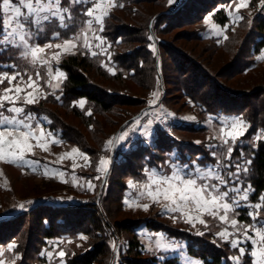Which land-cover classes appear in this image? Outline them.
<instances>
[{
  "label": "rangeland",
  "instance_id": "rangeland-1",
  "mask_svg": "<svg viewBox=\"0 0 264 264\" xmlns=\"http://www.w3.org/2000/svg\"><path fill=\"white\" fill-rule=\"evenodd\" d=\"M178 2L179 0H172V2L168 0L169 7L173 4L177 5ZM114 3L116 5V0H114ZM237 3L238 0H235V2L229 0L226 3H219L213 0L207 3L205 0H198V4H194V11L185 13V15L180 18H172L171 20L161 18L150 19L153 14H164L167 8H169L166 3L164 6L162 2L152 7H150L148 3H145L133 7L134 11L130 13L125 14L123 12H117L111 19V24L120 27L129 25L136 28L135 30L137 31L143 29L140 31L143 32L142 35L138 33V36L142 37L136 36L133 38L135 41L128 45L129 48L140 47L142 41L147 42V38L149 41L148 46L152 51H154L153 47L155 50L157 49V44L165 43L176 53H180L192 59L196 65L206 68L209 72V76H211V80L217 84L222 85L232 92L250 95L253 92H244L249 88V82L244 79L246 75L241 76L237 73L235 67L229 66H233L234 60L232 59L235 55L233 51H237L238 47L241 46H239L241 40L246 38L250 41L260 40L261 36L256 32V29L253 28V24L255 25L253 21L258 19L259 14H264V7L261 6V0H248V5L244 8H240L237 12ZM114 9L115 7H108L109 15L104 19L102 31L100 30V25L95 21L93 22L91 30H89L86 24V20L89 18L83 15L85 19L84 26H82L76 34H80L81 30L87 32V43L90 45L88 48L84 47L85 37L80 35V39L75 42L77 46L71 48L69 51L56 49L55 47L46 49L45 52L41 54L42 59L48 61L46 64L41 62L33 64L30 59L26 60L21 56V63L18 65L14 63L1 64L2 70H0V73L7 72L11 75L14 72H20L24 75L25 80L31 76L33 80H36L40 85L39 89L34 92V95L37 96L36 103L25 104L21 99L17 102L16 106L22 107L25 110L20 118H24V116L30 113L32 119L26 122L31 123L34 130L43 129L45 135L39 143L36 139H30L33 148L31 152L25 153L24 161L18 164L0 161V223L2 222L3 224L5 223L4 221L13 220L20 215L28 214L29 211L36 210L37 208L44 209L49 213L65 209L71 210L72 208H75L74 211L79 210L82 212L83 210H87V208L88 210H93V208L88 205L94 203L95 206H99L101 209V214H99V216L102 217L104 215L103 218L107 219L111 224L113 220L120 221L125 217L129 220H136L137 222H142V220H146L147 222L150 221L152 227H148L146 223L142 222L140 226L136 227V231L145 251L151 255H156L160 260H164L166 257H176L182 264H204L200 259L194 258L188 254L187 239L184 237H177V234L185 232L186 235L194 237L204 236L208 242L212 241L218 245H230L229 242L220 239L217 235V233L223 231L225 227L228 228L230 233H234V235L229 236V241L237 238L241 241L239 246L245 247V256L260 245H252L251 241L245 242L242 231L238 232L236 229L221 222L218 218L214 219L205 214L202 218L206 220L207 227L198 222L195 224V227H193L185 223L183 219H172V216H177L179 214L166 212L159 204H152L148 211H144L141 207H129L124 202L127 199L133 204L136 202L141 204L150 203L149 199H138L139 192L143 190L140 185L147 181L146 169L156 170L163 174H170L172 171L170 165L175 163L181 167L187 165V170L193 173L197 166L205 171L212 169L220 175H225L228 172H237L239 176L238 181L235 177L226 176V179L232 181L228 187L231 188L234 184L235 187L240 189L239 195H243L246 191L248 199L239 200V206L236 207L235 213H229V220L235 218L239 222V225L255 223L253 220L251 223H243L238 219V216L241 214V209L247 210L246 212H248L249 215L250 212L255 211L252 205L257 204L250 200L252 193L250 185L241 180L242 172H247L244 171V169L248 170L250 164L248 161L250 160L247 158V153L244 151L241 154L242 158L239 159V169L236 168L238 164L235 165L233 161L225 162V158L229 159L227 152L229 145L223 144L220 139V129L224 127L225 119L230 121L237 118L241 119L243 123L247 125L244 136L248 131L249 125L239 114L228 116L208 115L206 118L205 115H201V112L187 97L178 95L179 88L190 86L189 78L195 75V71L189 64L185 65V68H183L184 70H177L178 72L170 73L169 78H171L172 86H169L168 89L171 98L168 99L167 102L161 100L162 90L158 82H156L157 88L148 94H144V90L133 82L126 83L125 87L129 89L128 92L134 96L133 98L140 101L143 100L145 105L143 104L139 107V109L142 108V110L138 116L129 119L111 138L105 141L102 152L98 151L99 153L97 152L96 156L86 151L80 144L65 140L61 129L53 130L51 128V120L46 115L33 111L32 107L41 106L40 103L45 101L51 94L54 96L58 95V91L61 90L63 82L66 79V73L60 68V64L68 54L83 50L92 56L98 55L103 58V64L106 68L111 69L112 73L116 72V65L112 60V43L104 35L105 20L113 14ZM219 9H224L229 17L228 23L224 26L218 24L215 19V14ZM81 12H83L82 9ZM209 17H211V20H208ZM238 17H242V19H238ZM70 20L71 19L66 22L69 24ZM177 20L181 21V23H177ZM136 21L140 26L137 25ZM168 22L169 24L172 23L169 28L170 31L166 34H159L158 32L161 28L167 27ZM250 22L253 24L248 28ZM242 23L244 25H241ZM156 26H159L158 29ZM41 34L38 37H40ZM225 36L227 37L226 39L224 38ZM95 37H100L101 39H96ZM51 38H53L51 41L44 44L36 42L35 40L34 42L38 43L40 46H44L48 43L53 45L63 43V40H65L60 35L57 36L56 33L53 34ZM30 43H32V41H30ZM234 44L235 46H233ZM229 45L233 47L227 51L224 50V48ZM93 52L96 54L93 55ZM231 52H233V56L230 55ZM56 53L60 54L58 59L54 58V54ZM261 55H264V48L255 55L257 61L264 63V60L258 59ZM166 58L167 61L170 59L168 56H166ZM25 64L28 66L29 70L27 74L24 73L26 68ZM169 64L172 70L178 66V63L176 62L175 64V61L168 62V66ZM187 70L189 71V75L183 76V71ZM262 70L264 71V66L252 73L256 76V74ZM58 71L63 72L64 76L58 77ZM37 73L39 74L38 76ZM181 77L183 79H181ZM56 85H59V87H55ZM205 85L203 92L211 95L213 90L212 83L208 82L205 83ZM7 86V81H5L3 85H0V93H2L3 88ZM32 91V88H27L25 92L21 93V96L23 97L26 95V92ZM153 92H158L159 97L155 104L150 105L148 101L154 99L152 96ZM250 101L253 103L257 102L254 99ZM81 102H83V106H81ZM74 105H76L80 111L86 113V115H89V113L92 114L95 111L93 107H89L85 99L75 101ZM139 109L132 108L134 111ZM58 112L62 119L66 120L69 125L74 127L77 126L79 132H82L84 134L83 136L95 147L97 140H93V137L89 135L90 131L88 132L86 130V127L80 119L75 118L72 114H68L63 109H58ZM107 117L110 116H98L97 120L99 122H108L109 118ZM137 120L140 121L139 124L135 123ZM149 121H151V124L148 123ZM180 124L194 126L196 129L204 128V130H195V132H190V130L185 132L174 131L175 126ZM159 128L167 133L171 137V140H179L183 143L186 142L185 145L188 143L197 146L202 145L205 149L212 150V156L216 158V161L208 160L203 162L202 158L204 154L198 151H195L197 155L194 157H192L188 151H184L185 158H180L182 153L178 151L179 148H177V146H174L171 152H166L165 157H162L163 159L160 157L161 160H157L152 166L147 165L141 175L137 176L133 174L126 178V185L124 186L125 192L121 199L123 205L120 202L116 204L115 201L119 198V195L117 196L118 188L112 187L113 193L110 194V191L107 190L110 182L106 183V187L102 191L99 189L100 183L103 182L106 174H108V172L110 173L115 163H121L125 160V154L131 155V152L135 151L139 145H150L155 147L156 132ZM124 131L128 132V136L125 140L121 141L119 140V136ZM47 133H51L52 136H48ZM37 136H39V131H37ZM244 136L239 137L234 144L229 140L233 151L238 145L243 149L245 145L253 143L254 141L256 142L258 140L257 137L260 138L259 134L254 135L250 139H243ZM53 137L61 141V143L54 142ZM109 140L113 141L111 145L108 144ZM40 143L46 144L48 150L45 151L41 148L39 146ZM73 149H78L79 151L73 153L72 156L69 157L67 154L71 153ZM81 153L88 157L87 161L80 155ZM101 160L109 161L106 172L98 171ZM73 164L76 165L75 168H73ZM231 168H234V171L233 169L231 170ZM45 172H47V174H45ZM61 172L63 176L59 175ZM96 177H99V179ZM130 180L137 185L136 188L129 187L128 182ZM89 182L94 185L93 188L88 187ZM212 182L218 183L214 178ZM221 187L223 188V186ZM229 195L231 197L237 194L230 192ZM107 197L110 199L109 203L112 210H115L117 206L119 207L118 210H115V216H111L105 208V203L108 202L106 200ZM21 204L24 205V208L20 207ZM221 214L223 213L221 212ZM81 215L82 214L79 216L81 217ZM72 216L73 215H71L70 218H72ZM257 219L264 220L261 216V212ZM24 220V226H19H22V228L17 227L14 231L15 226L11 225L12 227H9V230L6 231L8 234L5 235L4 239H1L6 241L0 243V252L4 253L3 257L0 258L5 260V264H67L69 257L90 249L91 245L97 240L93 236L99 238L101 234L106 237L108 247V257L105 263H122V257L127 247L128 233L124 232L121 234L116 228L109 229L106 225H103L102 229L93 227L94 231L90 230L91 234L84 233L83 231L74 233L72 230H69L65 224L58 229L60 231L63 230L62 233L53 237H47L44 234L39 236L36 231H33V227L37 221H35L32 216L28 215ZM88 224L89 223H87L86 227H90ZM257 226L259 227L260 225L258 224ZM44 227H49L48 219H45ZM18 230H21L20 234H16ZM158 233L164 234V239L162 241L160 237L156 235ZM198 233H203V235ZM248 234L258 239V237H255L254 232L249 231ZM82 236H86L87 240L81 239L80 237ZM35 239H37V244L34 243ZM29 240L33 243L32 246L26 245ZM158 241L164 244L165 247H159L157 244ZM13 243L18 247L14 250H8V246ZM113 244H115V248ZM230 248L232 251L230 252L231 257L237 256V254L239 255L238 248L234 249L231 246ZM59 251L65 252L63 258L58 256ZM233 251L237 252V254H233ZM46 253H51V257L46 255ZM252 258L254 262L256 258Z\"/></svg>",
  "mask_w": 264,
  "mask_h": 264
},
{
  "label": "trees",
  "instance_id": "trees-1",
  "mask_svg": "<svg viewBox=\"0 0 264 264\" xmlns=\"http://www.w3.org/2000/svg\"><path fill=\"white\" fill-rule=\"evenodd\" d=\"M205 1L207 3L212 2V0ZM213 1L226 3L229 0ZM14 2H16V0H14ZM162 2L163 6L166 3L169 7L168 0H116L113 14L105 20L104 26V35L112 43V60L116 65V72L112 73L109 71L103 64V58L98 55L92 56L83 50L68 54L60 64V68L66 73V79L63 82L61 90L58 91V95L54 96L51 94L45 101L40 103L41 106L32 107L33 111L46 115L51 120V128L53 130L61 129L65 140L80 144L86 151L96 156L98 151L102 152L105 141L111 138L129 119L138 116L142 110V108L139 109V107L144 104L143 100L140 101L133 98L134 96L128 92L129 89L125 87L126 83L133 82L144 90V94H148L157 88L156 82H158L162 90L161 100L167 102L168 99L171 98L168 89L169 86H172L171 78H169L170 73H175L177 70H184L183 68H185V65L189 64L195 71V75L189 78L190 86L179 88L178 95L187 97L201 112V115H205L206 118L208 115H241L249 125L248 131L243 139H250L256 134L260 135V138L256 142L254 141L253 143L245 145L243 149L240 148L239 145L236 146L231 153V158H225V162L233 161L235 165H239V159L242 158L241 154L244 151L247 153V158L251 163L248 166L247 172H242L241 180L244 183H248L252 189L250 200L253 203H258L259 198L264 196V71H260L256 76L252 72L264 66L263 62H259L255 59L256 53L264 48V14H259L258 19L253 21L255 25L251 22L248 25V28H250L251 24H253V28H255L256 32L261 36H259L260 40L250 41L247 38L243 39L239 42V46H241L238 47L237 51H233L235 55L232 54L233 52L230 54L231 56L234 55L232 59L234 62L232 64L233 66L229 67H235L237 73L241 76L246 75L244 79L249 82V88L244 92H253L248 95L246 93L232 92L222 85L217 84L211 80V76H209V72L206 68L196 65L192 59L180 53H176L165 43L157 44V49L152 51L148 46L149 41L147 38V42L142 41L140 47L129 48L128 45L135 41L133 38L138 36V33H141V35L143 34V32H140L143 29L137 31L135 30L136 28L129 25L120 27L111 24V19L117 12L126 14L134 11L133 7L137 5L148 3L149 6L152 7ZM179 2L177 5L173 4L171 7L167 8L162 15L159 13L153 14L150 19L161 18L171 20L172 18H180L184 16L185 13L194 11V4H198V0H179ZM65 3H67V0H65ZM119 5H123V7ZM81 9L83 10L82 6H75L72 9V18L68 24V28H61L57 24L46 27L45 31L40 37L36 38L35 41L44 44L51 41L53 39L51 37L55 33H59L64 39H68L73 34L78 33L79 29L84 26L85 23ZM215 19L221 26L226 25L229 21V17L224 9H219L216 12ZM119 21L124 22L122 20ZM177 21V23H181V21ZM136 23L140 26L137 21ZM171 24L168 22L167 27L161 28L158 33L161 35L168 33ZM241 25L244 24L242 23ZM159 26H156L157 29ZM2 34L3 29L0 27V37H2ZM233 46H235V44ZM233 46H226L224 50L227 51ZM166 56L170 58L168 61ZM171 61H175V64L176 62L178 63V66H176L174 70H172L170 64L168 66V62L170 63ZM2 63L20 64L21 60L18 52L13 49L0 54V70H2ZM25 66L24 73L27 74L29 70L26 64ZM188 73V70L183 71V76H188ZM181 79L183 78L181 77ZM208 82H211L213 85L211 95L203 92L206 86L205 83ZM57 96H59V99H57ZM80 99H85L89 107H93L95 111L91 115H86V113L80 111L79 108L74 105V102ZM251 99L257 102L253 103L250 101ZM132 108H137L139 110L134 111ZM58 109H63L68 114H72L75 118L81 120L86 130L88 132L90 131L89 135L93 137V140H97L95 147L83 136L84 134L82 132H79L77 126L74 127L69 125L66 120L62 119ZM98 116H110L107 117L109 121L99 122L97 120ZM113 129L116 130L114 131ZM187 130L195 132V130H204V128L196 129L194 126H187L185 124L177 125L174 128V131L179 132H185ZM156 133L155 147L150 145H139L135 151L131 152V155L125 154V160L121 163H115L113 169L110 173L108 172V174H106L105 179L100 183L99 189L102 191L105 189L106 183L110 182L107 188L110 194L113 193L112 187L118 188L117 196L119 195V198L115 201L116 204H118V202L122 204L121 199L125 192L124 186L126 185V178L133 174L137 176L141 175L147 165L152 166L157 160H161L162 157L164 158L166 152H171L174 146H177V148H179L178 151L182 153L180 158H185L184 151H188L192 157L196 156L197 153L195 151H198L204 154L202 158L203 162L208 160L216 161V158L212 156V150L205 149L202 145L197 146L191 143L185 145L186 142L183 143L179 140H171V137L160 128L159 130L157 129ZM232 169L234 171V168H231V170ZM106 200L108 201L105 203L106 210L111 216H115V210H118L119 207L117 206L115 210H112L110 208L109 197H107ZM88 206L92 207L93 210H88L87 208V210L80 212L79 210L74 211L75 208H72L71 210L65 209L49 213L44 209L37 208L13 220L4 221L5 223L3 224L1 222L0 243L6 242L1 239H4L5 235L8 234L6 231L9 230V227L15 226V231L20 225L24 226V219L30 215L37 221L33 227V231H36L39 236L42 234L47 237L56 236L62 233L63 230L60 231L58 229L65 224L67 228L74 233L83 231L84 233L91 234V231H94L93 227L102 229L103 225H106L109 229L116 228L121 234L124 232L128 233L127 247L122 257L121 264H182L176 257H166L164 260H160L156 255H151L145 251L136 231V227L140 226L142 222L146 223L148 227H152L150 221L147 222L146 220H142V222H137L136 220H129L125 217L120 221L113 220L111 224L107 219L103 218L104 215L102 217L99 216V214H101L99 206H95L94 203ZM246 211L245 209H241V214L238 216V219L243 223H251L252 218ZM260 212L264 219V208H261ZM80 214H82L81 217L79 216ZM71 215H73L72 218H70ZM45 219L49 220L48 228L44 227ZM87 223H89L88 226L90 227H86ZM22 226L19 228H22ZM21 230H18L16 234H20ZM93 237L97 240L91 245L90 249L69 257L67 264H106L105 261L108 257L106 237L102 234L99 238H97V236ZM177 237L186 238L188 254L194 258L200 259L204 264H234V261L231 259L230 252L232 251L229 244L218 245L212 241L208 242L204 236L194 237L186 235L185 232L178 233ZM30 241L31 240L27 241L28 244L26 245L32 246L33 243ZM34 243L37 244V239L34 240ZM233 254L236 255L237 252L233 251ZM241 264H253V258L249 253L242 257Z\"/></svg>",
  "mask_w": 264,
  "mask_h": 264
},
{
  "label": "snow or ice",
  "instance_id": "snow-or-ice-1",
  "mask_svg": "<svg viewBox=\"0 0 264 264\" xmlns=\"http://www.w3.org/2000/svg\"><path fill=\"white\" fill-rule=\"evenodd\" d=\"M247 5L248 0H238L236 11L238 12L240 8H244ZM75 6H84L83 15L89 18L86 20L89 30H91L95 21L100 25V30L102 31L104 19L109 15L108 7H115L116 5L114 0H67V3H65V0H16V2L14 0H0V27L3 29V35L0 37V54L15 49L19 56L26 60L30 59L33 64L37 62L46 64L48 61L43 60L41 57V54L46 49L55 47L56 49L69 51L71 48L77 46L75 42L80 39V35L85 37L84 47H90L87 43V32L84 30H81L80 34L63 40V43L55 45L48 43L40 46L34 42L35 38L45 31L46 27L58 24L61 28H68L69 25L66 21L72 18L71 11ZM119 6L123 7V5ZM261 6L264 7V0H261ZM238 19H242V17H238ZM208 20H211V17ZM56 35L59 36V33H56ZM95 38L101 39L100 37ZM224 38L226 39L227 37L225 36ZM153 50H155L154 47ZM92 54L95 55L96 53L93 52ZM59 55V53L54 54V58L58 59ZM258 59L264 60V55H261ZM57 76L63 77L64 73L58 71ZM5 81H7L8 86L4 87L2 93H0V161L18 164L24 161L25 153L32 151L33 145L30 143V139H36L39 143L45 135L43 129L34 130L31 123L26 122L32 119L30 113L24 116V118H20L25 110L22 107L16 106L17 102L21 99L25 104L36 103L37 96L34 95V92L39 89L40 85L31 76L25 80L24 75L20 72H14L11 75L7 72L0 73V85H3ZM55 87H59V85ZM27 88H32L33 91L26 92V95L22 97L21 93L25 92ZM152 96L154 99L148 101L150 105L156 103L159 93L153 92ZM81 106H83V102H81ZM135 123L139 124L140 121L137 120ZM148 123L151 124V121ZM246 129L247 125L239 118L231 121L228 119L224 120V127L220 129V139L223 144L229 145L227 149L229 159L233 151L229 140L234 144L239 137L244 136ZM37 131H39V136H37ZM47 135L52 136L51 133H47ZM127 136L128 132L124 131L120 134L119 140L123 141ZM257 138L259 139V137ZM53 140L56 143H61L55 137H53ZM112 143V140L108 141L109 145ZM39 146L45 151L48 150L46 144L40 143ZM78 151V149H73L67 155L71 157L73 153H77ZM80 155L87 161V156L83 153ZM108 163L109 161L107 160H101L98 171L106 172ZM248 163H251V161H248ZM75 167L76 165L73 164V168ZM170 167L172 169L170 174H163L156 170H145L147 181L140 185L143 190L139 192L138 199H149L150 203L141 204L136 202L133 204L126 199L124 201L125 204L129 207H141L144 211H148L152 204H159L166 212L179 214L172 216V219H183L185 223L193 227H195L197 222L207 227L206 220L202 218L205 214L214 219L218 218L221 222L236 229L238 232L242 231L245 242L251 241L252 245H260L255 250H251L249 255L256 258L253 264H264V220L257 219L260 215L259 210L264 208V196L259 198L257 204L252 205L255 211L249 213V216H251L255 223L239 225V222L235 218L229 220V213H235L236 207L239 206V200H247L248 195L246 191L243 195H239L240 189L235 187L234 184L229 188L228 185L232 181L226 179V176L235 177L238 181L239 176L237 172H228L225 175H220L212 169L205 171L197 166L193 173L187 170V165L181 167L175 163L171 164ZM239 167V165H236L237 169ZM244 171H247V169H244ZM59 175L63 176V173L61 172ZM96 178L99 179V177ZM213 178L218 183L212 182ZM128 184L129 187H137L131 180ZM88 187L93 188L94 185L89 182ZM230 192L237 195L230 197ZM20 207L24 208V205L21 204ZM258 224L260 225L259 227L257 226ZM249 231L254 232L255 237H258V239L249 235ZM198 234L203 235V233ZM156 235L160 237L161 241L164 239V234L158 233ZM217 235L220 239L229 242L232 248H238L239 255L231 259L234 261V264H241V259L246 252L245 247L239 246L241 241L238 238L229 241V236L234 235V233H230L227 227L223 231L218 232ZM80 238L87 240L86 236ZM157 244L161 248L165 247L159 241ZM17 247L15 243L10 244L8 250H14ZM113 247L115 248V244H113ZM3 255L4 253L0 252V257H3ZM46 255L51 257V253H46ZM58 256L63 258L65 252L59 251ZM0 264H5V260L0 258Z\"/></svg>",
  "mask_w": 264,
  "mask_h": 264
}]
</instances>
